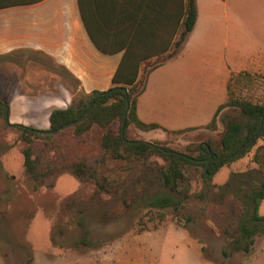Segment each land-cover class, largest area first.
Instances as JSON below:
<instances>
[{
  "label": "rangeland",
  "instance_id": "obj_1",
  "mask_svg": "<svg viewBox=\"0 0 264 264\" xmlns=\"http://www.w3.org/2000/svg\"><path fill=\"white\" fill-rule=\"evenodd\" d=\"M162 57L143 64L140 81L147 84L146 71ZM52 68L48 59L36 53L0 57V99L7 98L10 105L14 85L28 94L25 105H31L32 113L29 116L21 109L18 119L25 126L44 130L38 122L44 101L50 97L45 93L56 91ZM232 94L264 103V76H235ZM80 96L71 97L62 88V101L52 106L65 108ZM145 102L151 109L145 112L149 119L169 122L178 112L176 99L166 87L157 94L151 91ZM225 115L238 117L239 111L227 108L218 121ZM9 122L17 125L10 117ZM118 127L117 121L116 132ZM222 132L221 121L216 131L201 127L179 134L163 130L144 134L131 125L127 137L165 142L175 151L189 153L188 148L218 138ZM103 133L94 126L85 137H77L67 127L54 136L52 150H45L39 141L42 169L49 165L58 171L35 189L24 170L22 152L27 144L21 141V132L0 121V264H264V235L255 238L249 253H233L230 245L244 214L251 213L247 203L251 178L264 173V166L253 161L255 148L220 166L210 182L203 179L202 167H189L187 181L170 186L158 175V167L165 164L161 157L134 164L108 155L102 162ZM81 158L95 169V179L82 182L71 172L70 164ZM232 172L241 174V180L222 197L219 188ZM103 177L108 184L100 189ZM164 195L178 200V208L149 211L145 197ZM259 213L264 215V201Z\"/></svg>",
  "mask_w": 264,
  "mask_h": 264
},
{
  "label": "trees",
  "instance_id": "obj_2",
  "mask_svg": "<svg viewBox=\"0 0 264 264\" xmlns=\"http://www.w3.org/2000/svg\"><path fill=\"white\" fill-rule=\"evenodd\" d=\"M37 1L41 0H0V8ZM80 7L85 25L96 46L105 53L123 52L113 77L112 88L99 92L100 95L96 98V92L90 95L80 93V98H72L66 108L54 109L50 114V127L47 130L10 124L9 102L7 98L0 99V121H4L7 127L17 128L21 132V141L27 144L22 152L24 170L35 189L58 171L49 165L42 169L43 149L39 148L38 142H43L45 150H52L54 136L67 127H72L77 137H85L94 126L102 129V162L108 155L113 160L134 164H144L154 156L161 157L165 164L158 167V175L170 186L186 182L189 167H202L203 179L210 182L220 166L243 158L254 148L253 161L264 166V103L238 98L233 94L229 95L227 102L218 108L211 122L205 126L216 131L221 121V135L205 144L188 148L189 153L175 151L167 147L165 142L151 143L127 137V130L131 125L141 131L163 130L167 134L198 129L169 131L156 123H144L137 113L138 98L146 88V83L139 80L143 64L154 56L168 53L165 57L161 56L164 58L161 62L148 68L146 77H149L163 62L180 52L196 25V0H80ZM73 82L77 89L79 82ZM225 108L237 109L238 117L225 115L218 121ZM117 121L119 127L116 132L114 124ZM193 151H198L199 154L193 156ZM69 168L82 182L96 177L95 169L86 158L70 164ZM240 175L232 172L229 180L220 186L222 197L236 181L241 180ZM106 184L108 182L105 177L103 183L98 182L100 189H104ZM249 184L247 203L250 204L251 213L244 214L237 235L230 242L233 253L251 252L255 238L264 235V215L259 213L264 201V173L258 179L252 177ZM145 201L149 211L169 207L177 209L179 206L178 200L172 196L145 197ZM87 234L86 227H83V235Z\"/></svg>",
  "mask_w": 264,
  "mask_h": 264
},
{
  "label": "crops",
  "instance_id": "obj_3",
  "mask_svg": "<svg viewBox=\"0 0 264 264\" xmlns=\"http://www.w3.org/2000/svg\"><path fill=\"white\" fill-rule=\"evenodd\" d=\"M196 9L195 28L182 49L149 75L138 98L137 113L144 123L169 131L205 127L227 102L235 76H264V0H196ZM22 52L42 55L53 66L50 75L56 91L45 93L50 97L44 101L38 122L44 130L50 127L51 112L64 109L52 106L62 101V88L71 97L109 90L123 56L122 51L105 53L96 46L80 0H41L0 8V57ZM73 80L79 82L77 89ZM165 87L176 99L177 114L169 122L147 118L145 112L151 109L146 95ZM27 95L17 85L13 87L11 123L26 125L18 119L21 109L29 116L32 113L31 105H25ZM157 131L142 132L155 135Z\"/></svg>",
  "mask_w": 264,
  "mask_h": 264
},
{
  "label": "water",
  "instance_id": "obj_4",
  "mask_svg": "<svg viewBox=\"0 0 264 264\" xmlns=\"http://www.w3.org/2000/svg\"><path fill=\"white\" fill-rule=\"evenodd\" d=\"M99 95H100V93H99V92H96V94H95L94 97L96 98V97H98ZM242 149H243V148H242Z\"/></svg>",
  "mask_w": 264,
  "mask_h": 264
}]
</instances>
